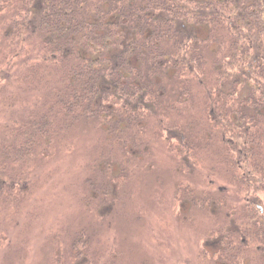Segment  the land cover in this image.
I'll return each instance as SVG.
<instances>
[{"label": "trees", "instance_id": "trees-1", "mask_svg": "<svg viewBox=\"0 0 264 264\" xmlns=\"http://www.w3.org/2000/svg\"><path fill=\"white\" fill-rule=\"evenodd\" d=\"M12 6L0 8L9 12L0 51V208L26 177L9 172V161L23 166L82 121L103 129L109 146L130 132L136 139L122 149L138 158L134 148L146 145L138 137L161 129L159 137L172 141L178 186L207 188L188 198L193 206L224 212L205 259L264 264V0ZM174 114L185 119L165 123ZM87 245L78 239L73 255Z\"/></svg>", "mask_w": 264, "mask_h": 264}, {"label": "rangeland", "instance_id": "rangeland-1", "mask_svg": "<svg viewBox=\"0 0 264 264\" xmlns=\"http://www.w3.org/2000/svg\"><path fill=\"white\" fill-rule=\"evenodd\" d=\"M12 5L14 0H0L9 12ZM9 12L0 15V51L8 43L3 32ZM174 116L165 123L185 119ZM159 130L148 127L138 137L146 142L145 149L134 148L138 158L122 149L136 139L130 132L124 143L109 146L103 129L82 121L49 151L41 154L39 146L38 156L23 166L9 161V172L26 177L15 180L11 202L0 208V264H214L203 246L224 212L193 206L188 198L207 188L178 186L172 141L165 143ZM78 239L88 244L79 257L73 255Z\"/></svg>", "mask_w": 264, "mask_h": 264}]
</instances>
